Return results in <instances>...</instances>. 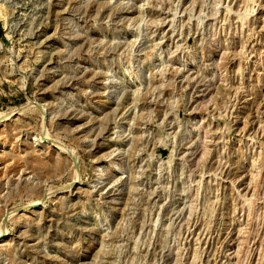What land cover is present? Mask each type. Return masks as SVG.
I'll use <instances>...</instances> for the list:
<instances>
[{
    "label": "rangeland",
    "instance_id": "1",
    "mask_svg": "<svg viewBox=\"0 0 264 264\" xmlns=\"http://www.w3.org/2000/svg\"><path fill=\"white\" fill-rule=\"evenodd\" d=\"M0 264H264V0H0Z\"/></svg>",
    "mask_w": 264,
    "mask_h": 264
}]
</instances>
